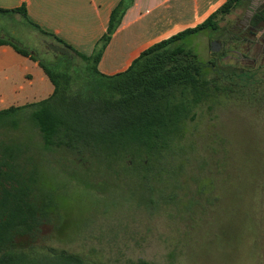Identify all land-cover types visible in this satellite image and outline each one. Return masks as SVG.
<instances>
[{"label":"rangeland","instance_id":"rangeland-1","mask_svg":"<svg viewBox=\"0 0 264 264\" xmlns=\"http://www.w3.org/2000/svg\"><path fill=\"white\" fill-rule=\"evenodd\" d=\"M262 4L247 0L218 33L185 40L205 63L217 41L216 54L227 53L220 68L251 77L196 108L183 139L147 159L149 169L141 155L48 153L28 123L9 132L26 143L25 158L39 165L42 191L57 204L55 221L35 243L39 251L66 250L97 264H264V25L247 34L250 10ZM0 30L39 58H53L49 44H58L21 15L0 14ZM76 64L85 66L80 58Z\"/></svg>","mask_w":264,"mask_h":264},{"label":"trees","instance_id":"trees-1","mask_svg":"<svg viewBox=\"0 0 264 264\" xmlns=\"http://www.w3.org/2000/svg\"><path fill=\"white\" fill-rule=\"evenodd\" d=\"M131 1L122 0L113 10L108 30L91 56L31 23L72 55L53 53L51 60L41 59L0 30V46H10L38 62L54 86L45 100L0 111V264H97L66 250L43 252L35 246L43 227L55 221L57 204L42 191L39 165L32 157L25 158L26 143L10 138L9 132L30 124L52 154L160 158L183 139L187 123L196 119V108L231 92V86H246L251 77L244 69L220 68L217 63L227 53H213L209 62H201L192 44L185 41L205 31L218 33L221 21L247 0H227L202 24L143 51L125 71L102 74L99 63ZM0 12L27 17L25 7ZM261 24L264 4L250 21L255 32ZM77 58L84 68L77 66Z\"/></svg>","mask_w":264,"mask_h":264},{"label":"crops","instance_id":"crops-1","mask_svg":"<svg viewBox=\"0 0 264 264\" xmlns=\"http://www.w3.org/2000/svg\"><path fill=\"white\" fill-rule=\"evenodd\" d=\"M121 1L0 0V9L25 7L27 17L20 13L0 14L21 15L31 27L33 23L81 54L91 56ZM226 1L132 0L105 49L99 71L105 75L125 71L143 51L202 24ZM53 92L54 86L38 62L18 54L10 46H0V111L40 102Z\"/></svg>","mask_w":264,"mask_h":264},{"label":"water","instance_id":"water-1","mask_svg":"<svg viewBox=\"0 0 264 264\" xmlns=\"http://www.w3.org/2000/svg\"><path fill=\"white\" fill-rule=\"evenodd\" d=\"M259 3L257 2L255 5H258ZM256 9L255 6H253L250 10L251 13H254V10ZM219 43L217 41L215 42H212V52L213 53H216L218 52L219 49H216V46L218 45ZM49 47L50 49L56 53V54H61V55H64V56H68V57H71L72 58V55L62 46H59V45H56V44H49Z\"/></svg>","mask_w":264,"mask_h":264},{"label":"flooded vegetation","instance_id":"flooded-vegetation-1","mask_svg":"<svg viewBox=\"0 0 264 264\" xmlns=\"http://www.w3.org/2000/svg\"><path fill=\"white\" fill-rule=\"evenodd\" d=\"M247 21V20H246ZM251 21V20H250ZM244 25H245V22H244ZM242 29V28H241ZM247 34L250 37H255V29L252 27V26H249V29L247 30ZM145 163L144 164H147V161L145 160L144 161ZM146 169V168H145Z\"/></svg>","mask_w":264,"mask_h":264}]
</instances>
